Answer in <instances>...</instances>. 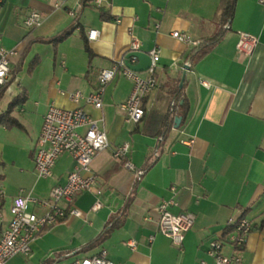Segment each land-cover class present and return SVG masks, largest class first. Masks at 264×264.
<instances>
[{
  "label": "crops",
  "instance_id": "0c3cea01",
  "mask_svg": "<svg viewBox=\"0 0 264 264\" xmlns=\"http://www.w3.org/2000/svg\"><path fill=\"white\" fill-rule=\"evenodd\" d=\"M218 4L219 0H103L96 8L93 3L83 6L81 0H64L62 7L55 8L45 0L2 1L0 45L17 54L10 63L9 78L13 74L14 78L0 97V115L9 110L17 124L0 122V232L9 221L16 195L45 199L73 168L72 157L64 153L50 177H39L34 170L33 149L49 104L83 107L98 120L110 143L91 162L96 186L73 199L72 205L82 215L44 228L31 242L27 256H13L7 264H41L59 255L65 256L54 264L68 260L71 264L75 258L102 251L116 264H211L210 242L223 240L224 229L244 212L252 230L241 264H264V5L236 0L230 29L205 56L190 62L188 52L216 28ZM30 10L41 12L43 20L28 30L21 22ZM70 10H75V18ZM71 26V34L56 47L29 43ZM89 28L99 31L96 40L87 41L90 52L84 43ZM172 31L185 33L188 41L173 38ZM239 32L257 37L251 54L236 47ZM132 35L143 51L160 50L159 84L145 98L144 119L151 111L159 115L166 110L169 92L176 85L179 88L184 71L181 88L187 102L184 118L176 115L181 117L178 126L173 122L158 159L136 184L137 175L123 167L111 150L129 143L127 158L139 168L154 150L157 136L140 131L143 121L135 124L125 119L122 105L131 90L130 80L118 74L107 83L101 109L69 97L76 90L83 94L95 90L99 71L127 53ZM170 198L175 201L171 212L194 217L181 247L156 232L158 205ZM96 201L101 206L92 209ZM121 209L125 214L119 227L100 244L76 253ZM28 210L43 212L30 201ZM223 251L230 253L231 247L224 243Z\"/></svg>",
  "mask_w": 264,
  "mask_h": 264
},
{
  "label": "built area",
  "instance_id": "2783aa9c",
  "mask_svg": "<svg viewBox=\"0 0 264 264\" xmlns=\"http://www.w3.org/2000/svg\"><path fill=\"white\" fill-rule=\"evenodd\" d=\"M3 0H0V4ZM50 1L55 8H60L64 0ZM264 5V0H257ZM82 3V0H81ZM103 0H94L96 8L102 6ZM81 5V4H80ZM70 16L76 17L75 10L69 11ZM43 20V15L37 10H30L25 14L21 24L25 29L38 27ZM119 22V19H116ZM88 41L96 40L99 31L89 28L85 33ZM171 36L181 41H188L185 33L172 31ZM258 43L256 36L248 32H239L236 44L238 49L251 54ZM143 51L141 42L131 36L128 51ZM147 52L151 59L150 67L137 72L128 68L124 63V55L114 60L109 68L99 71L97 75L98 87L83 94L76 90L69 93L70 99L75 102L84 101L96 109L102 108V94L104 86L112 81L116 75L121 74L131 82V90L122 105L125 119L131 123H138L145 115L143 98L158 87L156 70L160 59V50L153 47ZM17 54L15 49H6L0 45V87L8 80L10 63ZM131 64H135V57L128 58ZM204 85L208 83L203 82ZM192 143V140H188ZM110 148L106 132L99 127L98 120L88 114L83 107L64 108L53 103L49 104L43 117L40 131L33 149L34 170L39 177H50L52 168L58 157L64 153L69 154L74 162L72 170L66 174L62 184L53 186L45 199H36L16 195L9 208L10 218L6 227L0 232V264H7L13 256H27L30 252V244L34 238L44 229L53 226L60 219L74 216L80 217L82 212L72 205L74 197L81 191H90L97 184V175L91 168L94 156L104 149ZM130 145L123 142L112 148V156L121 161L123 167L138 176L139 169L127 158ZM42 207L43 212L37 214L28 210V202ZM175 205L173 198L162 200L158 205V218L156 219V232L166 236L171 242L181 247L185 233L193 226L194 217L188 212L173 213L170 206ZM101 203L96 201L92 209L100 208ZM1 217V213H0ZM252 230V221L246 216L241 217L233 229L223 240L210 242L208 254L212 258L211 264H241L242 251L245 248L247 238ZM150 240L153 239L151 235ZM231 247L230 253L223 251V244ZM134 241L129 242L133 248ZM71 264H116L108 259L102 251L92 256L75 258Z\"/></svg>",
  "mask_w": 264,
  "mask_h": 264
},
{
  "label": "trees",
  "instance_id": "16d2710c",
  "mask_svg": "<svg viewBox=\"0 0 264 264\" xmlns=\"http://www.w3.org/2000/svg\"><path fill=\"white\" fill-rule=\"evenodd\" d=\"M93 1L94 0H82V5L85 6L86 4L93 3ZM235 3H236V0H219L217 10L214 14L216 28L209 36L204 37L196 46H194L188 52L186 58L189 59L190 62H196L197 60L205 56L223 38L225 33L230 29V22L234 16ZM101 16L105 17L106 12L101 11ZM73 29H74V26H71L67 29H64L60 33L56 34L55 36L47 37V38H34L31 41H29V43L30 42L50 43L54 47H56L57 43L63 40L64 38H66L69 34H71ZM84 39H85V42H84L85 49L90 52L88 43H87L88 40L86 39V36H84ZM29 43L27 44L26 49H28ZM89 57H91V54H89ZM19 64H18V67L20 66ZM13 78H14V74L11 76V78H9L8 81H6L0 87V97L3 94V91L6 85L9 82H11ZM182 90L183 88H178V86L176 85V87L171 92H169V99L167 100L166 110L162 114L158 115L156 114L155 111H151L149 112L146 119H144L146 117V113L144 117L141 119V121H143V126L142 128H140V131L145 134H152L154 136H157V141H156V145L152 153H150L147 156L142 166L138 168L140 173L138 174L137 179L135 180V184L138 182L139 178L158 159V156L161 150V145L163 141L165 140L168 131L171 129L173 125L174 117L176 115H180L182 118H184V115L187 110V102H186V99L182 96ZM146 96L143 98V102H142L144 109H145L144 102H145ZM0 122H6L8 124H17L14 119L9 117V110L5 111L4 113L0 115ZM151 123L154 124L155 127L154 126L151 127ZM156 124L160 125V127L157 126ZM124 214H125L124 209H121L117 211L116 213L112 214L111 217L104 224L100 233L95 238H93L90 242H88L87 244L77 249L76 253L81 252V251H86L100 244L103 240H105L109 236L111 231H113L115 228L119 227L123 223ZM243 216H245V212L241 215V217ZM63 220L64 219H60L57 221V223L62 222ZM235 223L229 225L228 227L224 229L223 237H225L233 229ZM262 223H264V219H262L261 224ZM64 256L65 255H59L55 259H46L41 264H54L57 260L62 259Z\"/></svg>",
  "mask_w": 264,
  "mask_h": 264
},
{
  "label": "water",
  "instance_id": "95a60500",
  "mask_svg": "<svg viewBox=\"0 0 264 264\" xmlns=\"http://www.w3.org/2000/svg\"><path fill=\"white\" fill-rule=\"evenodd\" d=\"M107 1H110V0H107ZM130 57H135L137 59V62L135 64H131L128 61V58ZM124 58H125L124 60L125 65L133 71L143 72L147 70L151 65L150 56L145 51H129L124 54ZM184 69H188L187 65H185ZM184 78H185V71L181 75V78L179 81V88L182 87ZM180 120H181V117L179 116L174 117V127L178 126Z\"/></svg>",
  "mask_w": 264,
  "mask_h": 264
},
{
  "label": "rangeland",
  "instance_id": "374dc122",
  "mask_svg": "<svg viewBox=\"0 0 264 264\" xmlns=\"http://www.w3.org/2000/svg\"><path fill=\"white\" fill-rule=\"evenodd\" d=\"M70 260L66 261V264H69Z\"/></svg>",
  "mask_w": 264,
  "mask_h": 264
}]
</instances>
